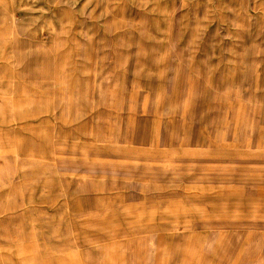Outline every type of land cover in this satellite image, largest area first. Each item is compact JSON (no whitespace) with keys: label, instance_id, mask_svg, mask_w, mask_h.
Returning <instances> with one entry per match:
<instances>
[{"label":"rangeland","instance_id":"1","mask_svg":"<svg viewBox=\"0 0 264 264\" xmlns=\"http://www.w3.org/2000/svg\"><path fill=\"white\" fill-rule=\"evenodd\" d=\"M0 264H264V0H0Z\"/></svg>","mask_w":264,"mask_h":264}]
</instances>
